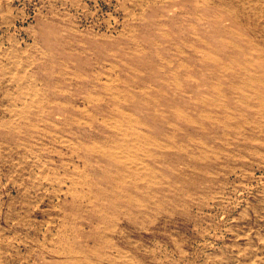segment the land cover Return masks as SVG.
Masks as SVG:
<instances>
[{"label":"rangeland","instance_id":"1","mask_svg":"<svg viewBox=\"0 0 264 264\" xmlns=\"http://www.w3.org/2000/svg\"><path fill=\"white\" fill-rule=\"evenodd\" d=\"M263 66L264 0H0V264H264Z\"/></svg>","mask_w":264,"mask_h":264},{"label":"bare ground","instance_id":"2","mask_svg":"<svg viewBox=\"0 0 264 264\" xmlns=\"http://www.w3.org/2000/svg\"><path fill=\"white\" fill-rule=\"evenodd\" d=\"M205 1V0H204ZM243 2V1H242ZM261 2V1H260ZM243 4V3H242ZM255 5V4H254ZM250 6V5H249ZM201 7V6H200ZM242 7V6H241ZM254 15V14H253ZM247 17V16H246ZM251 19V18H250ZM209 37V36H208ZM232 37V36H231ZM203 40V39H202ZM191 45V44H190ZM179 46V45H178ZM163 47V46H162ZM196 48V47H195ZM250 51V49H249ZM215 53V52H214ZM153 56V55H152ZM156 56V55H155ZM202 56V55H201ZM235 57V56H234ZM203 62V61H202ZM155 63V62H154ZM166 64V63H165ZM225 65V64H224ZM248 65V64H247ZM250 65V64H249ZM157 66V65H156ZM222 67V66H221ZM242 67V66H241ZM246 67V66H245ZM250 67V66H249ZM264 67V66H263ZM262 67V68H263ZM135 68V67H134ZM247 68V67H246ZM251 68V67H250ZM254 69V66L252 67ZM257 68V67H256ZM249 69V68H248ZM260 69V68H259ZM70 70V69H69ZM231 71V70H230ZM239 71V70H238ZM241 71V69H240ZM138 72V71H137ZM232 72V71H231ZM226 73V72H225ZM235 73V72H234ZM80 74V73H79ZM242 74V73H240ZM254 74V73H252ZM255 74H258V73H255ZM254 74V75H255ZM262 74V73H261ZM243 76V75H242ZM241 76V77H242ZM245 76V75H244ZM250 76V75H249ZM248 76V77H249ZM264 76V75H263ZM247 77V78H248ZM245 78V77H244ZM254 78V77H253ZM262 78V77H261ZM144 79V78H143ZM152 79V78H151ZM234 79V78H233ZM243 79V78H242ZM246 80V79H245ZM251 80V79H250ZM255 80V78H254ZM253 80V81H254ZM264 80V79H263ZM232 81V80H231ZM252 81V80H251ZM236 82V81H235ZM243 82V81H242ZM238 83V81H237ZM253 83V82H252ZM142 84V83H141ZM190 84V83H189ZM233 84V83H232ZM240 85V83H238ZM247 84V83H246ZM137 85V84H136ZM237 85V84H236ZM255 85V84H254ZM219 86V85H218ZM247 86V85H246ZM249 86V85H248ZM84 87V86H83ZM254 87V86H253ZM234 88V87H233ZM241 88V87H240ZM261 88V87H260ZM39 89V88H38ZM118 89V88H117ZM232 89V88H231ZM255 89V88H254ZM212 90V89H211ZM235 90V89H234ZM248 90V89H247ZM213 91V90H212ZM218 91V90H217ZM230 91V90H229ZM232 91V90H231ZM238 91V90H237ZM253 91V90H252ZM186 92V91H185ZM228 92V91H227ZM233 92V91H232ZM240 92V91H239ZM259 92V91H258ZM257 92V93H258ZM264 92V91H263ZM133 93V92H132ZM138 93V92H137ZM33 94V93H32ZM230 94V93H229ZM238 94V93H237ZM242 94V93H241ZM251 94V93H250ZM256 94V93H255ZM85 95V94H84ZM116 95V94H115ZM231 95V94H230ZM263 95V94H262ZM238 96V95H237ZM245 96V95H244ZM37 97V96H36ZM235 98V96L233 97ZM238 98V97H237ZM241 98V97H240ZM263 98V97H262ZM226 99V98H225ZM231 99V98H230ZM242 99V98H241ZM87 100V99H86ZM122 100V99H121ZM235 100V99H234ZM258 100V99H257ZM262 101V100H260ZM259 101V102H260ZM159 102V101H158ZM258 102V103H259ZM226 103V102H225ZM240 103V102H239ZM214 104V103H213ZM174 105V104H173ZM223 105V104H222ZM225 105V116H223V125L225 127V130H224V135H225V143L228 142H232L233 144H235L236 146H238V148L240 147H244V148H251V146L253 144H256V143H252L254 140H260L262 138V135H263V132H264V111H262L261 109L264 108V102L263 103H259V104H255V103H251V102H248L245 106H246V109H241L242 107L239 106V104L236 102V100L233 102V104H224ZM170 107V106H169ZM211 108V107H210ZM81 109V108H80ZM113 109V108H112ZM218 109V108H217ZM176 110V109H175ZM264 110V109H263ZM122 111V110H121ZM159 111V110H158ZM162 111V110H161ZM172 111V110H171ZM170 111V112H171ZM207 111V110H205ZM210 111V109H209ZM222 111V109H221ZM124 112V111H122ZM173 112V111H172ZM175 112V111H174ZM173 112V114H174ZM178 112V110H177ZM80 114V113H79ZM123 114V113H122ZM178 114V113H177ZM180 114V113H179ZM188 114V113H187ZM223 114V113H222ZM121 115V114H120ZM154 115V114H152ZM215 115V114H214ZM261 115L263 119H260L258 116ZM84 116V115H83ZM127 116V115H126ZM129 116V114H128ZM197 116V115H196ZM119 117V116H118ZM161 117V116H160ZM179 117V116H178ZM214 117V116H213ZM27 118V117H26ZM120 118V117H119ZM155 118V117H154ZM157 117L154 119L156 120ZM165 119V118H164ZM220 120V118H218ZM125 120V119H124ZM162 120V119H161ZM168 120V118H167ZM218 120V121H219ZM213 121V120H212ZM102 122V121H101ZM188 122V121H187ZM159 123V122H158ZM173 123V122H172ZM171 123V125H173ZM213 123V122H212ZM220 123V122H219ZM50 124V123H49ZM155 124V123H154ZM160 125H162L161 123H159ZM175 124V123H174ZM128 125V124H127ZM149 125V124H148ZM156 125V124H155ZM220 125V124H219ZM132 126V125H131ZM147 126V125H146ZM154 126V125H153ZM164 126V125H163ZM169 127V126H168ZM221 127V126H220ZM121 128V127H120ZM133 128V127H131ZM140 128V127H139ZM171 128V127H170ZM153 129V128H152ZM216 129V128H215ZM137 130V128H136ZM150 130V129H148ZM157 130V129H156ZM161 129H159L160 131ZM86 131V130H85ZM121 131V130H120ZM129 131V130H128ZM144 131V130H143ZM154 131V130H153ZM162 132V131H161ZM170 132V131H169ZM176 132V130H175ZM163 133V132H162ZM219 133V132H217ZM116 134V133H115ZM120 134V133H119ZM134 134V133H133ZM136 134V133H135ZM134 134V135H135ZM166 134V133H164ZM233 134V135H231ZM176 135V134H175ZM72 136V135H71ZM123 136V135H122ZM148 136V135H147ZM222 136V135H221ZM174 137V136H172ZM219 137V136H218ZM146 138V137H145ZM148 138V137H147ZM151 138V137H150ZM149 138V139H150ZM153 138V137H152ZM117 139V138H116ZM128 139V137H127ZM141 139V138H140ZM138 140V139H137ZM144 140V139H143ZM146 140V139H145ZM108 141V140H107ZM156 141V140H155ZM163 141V140H162ZM171 141V140H170ZM174 141V140H173ZM128 142V140H127ZM223 142V141H222ZM236 142V143H235ZM258 142V141H257ZM107 143V142H106ZM110 143V142H109ZM126 143V142H125ZM164 143V142H163ZM174 143V142H173ZM4 144V143H3ZM90 144V143H89ZM175 144V143H174ZM95 145V144H94ZM93 145V146H94ZM126 145L124 144L123 140L121 139H117L116 141V144L115 145H109V146H106L104 145L103 146V151L104 152H107V154L109 155V159L111 161H115L117 162L118 164H120L121 162V159L123 158L122 155L118 152V149L122 148L123 149V146ZM161 145V144H160ZM225 145V144H224ZM70 146V145H69ZM159 146V145H158ZM164 146V145H163ZM176 146V144H175ZM228 146V145H227ZM258 146V145H256ZM90 146H87L88 149ZM140 147V146H139ZM171 147V146H170ZM255 147V146H254ZM94 148V147H93ZM160 148V147H159ZM166 149V148H165ZM164 149V150H165ZM175 149V148H174ZM181 149L186 152V153H190V149H189V146L187 144H184L182 145ZM251 149H254V148H251ZM250 149V150H251ZM238 150V149H237ZM240 150V149H239ZM243 150V149H242ZM249 150V151H250ZM124 151V150H123ZM177 151V150H176ZM181 150H179L180 152ZM244 151V150H243ZM204 149L203 147H198V152H194V153H191V155L194 154V156H198V157H206V155L204 156ZM177 153V152H176ZM123 154V153H122ZM178 154V153H177ZM185 154V153H184ZM207 154V153H205ZM179 155V154H178ZM189 155V156H191ZM218 156V155H216ZM220 156V155H219ZM228 157H231V158H244L246 155L244 152H238V151H235V152H228L227 154ZM226 156V157H227ZM181 160H183V162L185 163V166L188 167L191 165V160H188L186 158V156H183V155H180L179 157H177ZM207 158V157H206ZM218 158V157H217ZM178 159V163H179V160ZM200 159V158H199ZM196 160V159H195ZM219 161V160H218ZM123 162V161H122ZM183 163V164H184ZM229 164V163H228ZM244 164V163H243ZM122 165V164H121ZM125 165V163H124ZM119 166V165H118ZM123 166V165H122ZM185 167V169H186ZM204 167V166H203ZM236 167V165H235ZM64 168V167H63ZM106 168V167H105ZM152 168V167H151ZM174 168V167H173ZM232 168V167H231ZM100 169V168H99ZM116 169V168H115ZM231 170V169H230ZM106 171V170H105ZM117 171V170H116ZM115 171V172H116ZM122 171V170H121ZM77 172V171H76ZM108 173V172H107ZM119 174H114L111 175V177H115L113 180V182H111V187H110V191L114 192V194H116V196L118 198H122V195L120 196V194L122 193H118V188L115 187V186H120V181H123L124 180V175L121 174L120 172H118ZM179 175L181 176H184L186 175V171H184V169H181L179 172ZM189 174V173H188ZM110 175V174H109ZM178 176V175H177ZM107 178V176H106ZM182 178V177H181ZM111 179V178H110ZM184 179V178H183ZM109 180V179H108ZM197 182V181H196ZM208 184V183H207ZM187 185V184H185ZM189 186V185H188ZM175 187V186H174ZM106 197V196H105ZM115 197V196H114ZM113 198V196L111 197V199ZM184 199V198H183ZM117 200V199H116ZM115 200V201H116ZM119 200V199H118ZM221 200V199H220ZM122 201V200H121ZM124 201V200H123ZM109 202V201H108ZM233 203V202H232ZM109 204V203H108ZM113 205V203H111ZM73 205V204H72ZM254 205V204H253ZM119 206V205H118ZM114 207V205H113ZM120 207V206H119ZM122 207V206H121ZM206 210V209H205ZM93 211V210H92ZM98 211V210H97ZM110 212V211H109ZM112 212V211H111ZM95 213V212H94ZM98 213V212H97ZM100 213V212H99ZM263 213V212H262ZM112 214V213H111ZM103 216V215H102ZM259 216V215H258ZM103 226V225H102ZM103 228V227H102ZM70 229V228H69ZM104 229V228H103ZM98 230V228H97ZM95 232V231H94ZM153 232V231H152ZM240 233V232H239ZM12 234V233H11ZM69 234V233H68ZM99 236V233H95V237H94V243L95 245H101L103 242H101L98 238ZM105 236V235H104ZM62 237V236H61ZM66 237V236H65ZM69 238V237H67ZM44 239V238H43ZM109 239V238H108ZM66 240V239H65ZM248 240V239H247ZM92 241V240H91ZM59 242V241H58ZM93 243V244H94ZM88 245V244H87ZM86 245V246H87ZM69 246V245H68ZM83 246V245H82ZM48 247V246H47ZM90 247V246H89ZM127 247V246H126ZM87 248V247H86ZM47 249V248H46ZM90 249V248H89ZM92 250V249H91ZM68 251V250H67ZM74 253V252H73ZM82 253V252H81ZM92 254V253H91ZM109 254V253H108ZM75 255V254H74ZM79 255V253H78ZM80 256V255H79ZM84 259V258H83ZM65 260V259H64ZM72 260V259H71ZM150 260V259H149ZM4 261V260H3ZM78 264V262H77ZM120 264V263H119Z\"/></svg>","mask_w":264,"mask_h":264}]
</instances>
